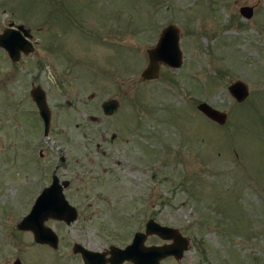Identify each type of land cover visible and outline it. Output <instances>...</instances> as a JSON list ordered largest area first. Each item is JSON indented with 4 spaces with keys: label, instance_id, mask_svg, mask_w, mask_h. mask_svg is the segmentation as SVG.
<instances>
[{
    "label": "rangeland",
    "instance_id": "374dc122",
    "mask_svg": "<svg viewBox=\"0 0 264 264\" xmlns=\"http://www.w3.org/2000/svg\"><path fill=\"white\" fill-rule=\"evenodd\" d=\"M11 21L32 29L35 48L17 61L0 48V264H83L75 241L123 246L149 217L189 239L162 264H264V0H0V29ZM168 23L182 63L142 79ZM234 79L248 85L242 101L228 90ZM33 85L51 110L45 135ZM108 97L120 102L112 114ZM53 172L70 180L77 209L70 222L44 219L56 246L18 227Z\"/></svg>",
    "mask_w": 264,
    "mask_h": 264
},
{
    "label": "water",
    "instance_id": "95a60500",
    "mask_svg": "<svg viewBox=\"0 0 264 264\" xmlns=\"http://www.w3.org/2000/svg\"><path fill=\"white\" fill-rule=\"evenodd\" d=\"M240 13L248 18L253 14L251 4L239 6ZM28 29L21 23L17 27H5L0 32V46L4 47L12 61L20 58L21 50L29 52L33 49L32 44L23 34ZM146 65L140 72L142 79H153L159 75L161 64L171 67H178L182 63V50L179 45V29L174 23L166 24L160 31L155 43L147 47ZM228 90L233 97L242 101L248 95V85L242 79H234L228 84ZM31 96L36 102L39 114L44 120V133H47L50 121V109L46 101V93L40 86H33L30 89ZM119 99L108 97L102 100L101 107L105 114H112L119 107ZM197 108L207 117L224 123L227 118L226 111L217 108L205 100L197 103ZM92 119L96 117L91 115ZM65 181L60 182L55 174L49 184L42 187L37 193L29 211L22 216L18 227L31 229L34 239L38 242H46L52 246L58 243L57 233L46 226L43 221L46 217L52 216L57 219H64L70 222L76 218L77 209L66 198L63 186ZM149 234H156L162 239L170 240L162 243H146L145 239ZM189 245V239L184 235L178 226L161 223L153 217H149L144 224V229L135 230L131 240L121 246L111 243L107 249L99 250L89 248L82 243L75 241L72 250L81 254L84 264H123L124 261H131L132 264H162L161 259L167 256L180 258ZM12 264H23L19 257H16Z\"/></svg>",
    "mask_w": 264,
    "mask_h": 264
},
{
    "label": "flooded vegetation",
    "instance_id": "af4514ba",
    "mask_svg": "<svg viewBox=\"0 0 264 264\" xmlns=\"http://www.w3.org/2000/svg\"><path fill=\"white\" fill-rule=\"evenodd\" d=\"M21 23V22H20ZM19 23H13L12 21L8 24V25H6V26H3V28H1L0 29V32H2L3 30H4V28L5 27H17V25H18ZM25 28H27L28 29V33L27 34H25L22 30H20L21 31V33L23 34V36L28 40V41H30V43L32 44V47H33V49L35 48V41L33 40V32H32V29L29 27V26H26L24 23H21ZM0 48H3L5 51H6V53H7V55L9 56V54H8V52H7V50L4 48V47H2V46H0ZM32 49V50H33ZM31 50V51H32ZM28 52H23L22 50H21V52H20V57H21V55L23 54V55H26ZM9 58H10V56H9ZM20 59V58H19ZM163 64V63H162ZM33 86H37V85H33ZM32 86V87H33ZM31 87V88H32ZM30 88V89H31ZM30 95H31V93H30ZM31 98H32V96H31ZM33 99V98H32ZM102 102V101H101ZM35 105H36V102H35ZM36 110H37V112H38V114H39V111H38V109H37V105H36ZM39 116H40V118H41V120H42V124H43V127H42V133L45 135V134H47L48 133V130H49V126L50 125H48V130H47V133H44V120H43V118L41 117V115L39 114ZM50 118H51V110H50ZM49 124H50V121H49ZM77 142V141H76ZM76 142H74L72 139H68V140H66V146H65V149H66V151H68V152H70L69 150L70 149H72L73 147L72 146H74L73 145V143L76 145ZM96 148L98 149L99 148V143L98 142H96ZM40 153H42V151L40 152ZM76 153V152H75ZM75 153L74 152H70V157H71V160H76V164L77 165H75V166H80V157L78 156V155H75ZM61 159L62 160H65V158L63 157V156H61ZM69 161V159H68V161H69V163L70 164H72L73 162L72 161ZM78 172V171H77ZM56 175V176H58L56 173H52V177H53V175ZM52 177H51V180H52ZM58 179H59V181L60 182H63V181H65V179H62V180H60V178L58 177ZM67 181H65V184H64V186H63V191H64V189L65 188H67V186L69 185V183H70V180L69 179H66ZM51 182V181H50ZM49 182V183H50ZM65 192V191H64ZM163 242V241H162ZM74 253H76L78 256H79V258L82 260V257H81V254L79 253V252H74ZM82 263H83V260H82ZM84 264V263H83Z\"/></svg>",
    "mask_w": 264,
    "mask_h": 264
}]
</instances>
